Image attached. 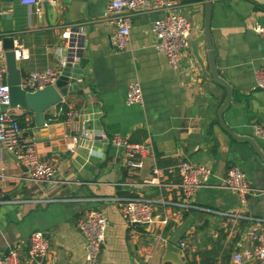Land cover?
I'll return each mask as SVG.
<instances>
[{"label": "crops", "instance_id": "crops-1", "mask_svg": "<svg viewBox=\"0 0 264 264\" xmlns=\"http://www.w3.org/2000/svg\"><path fill=\"white\" fill-rule=\"evenodd\" d=\"M178 12L195 32L202 33L203 3L174 0ZM109 0H55L28 8L20 0H0V39L20 40L27 59H18L24 78L30 73L60 68L81 50L87 60L77 78V89L44 115V126L29 128L25 143L35 145L38 156L55 163L53 186L40 187L26 179L25 169L0 152V201L73 197V203L46 205L0 204V254L14 249L21 264L27 257L28 238L43 232L49 253L41 264H85V243L78 222L89 210H99L107 220L105 243L98 264L163 263L166 246L180 250L183 264H230L240 244H246L247 221L235 222L215 213H238L264 219V162L245 142L232 140L218 125L216 114L225 90L202 72L188 50L180 69L173 70L155 50L153 22L164 13H135L131 17L129 44L113 50L115 28L103 22ZM210 32L216 72L232 90L223 120L237 136L252 138L264 153V141L255 132L264 129V92L255 89V71L263 64L264 45L253 33L264 25V0H213ZM76 31L61 39L67 29ZM60 49V54L56 49ZM199 56L208 72L207 51ZM138 82L141 105L125 104L129 84ZM80 92V94H79ZM77 110L81 117L70 126L60 109ZM21 116L24 111H12ZM34 122L33 114L25 116ZM119 136L131 143L149 141L152 154L142 170L128 176L120 151L109 145ZM73 138H77L76 142ZM72 147V151L69 148ZM188 159L211 171L209 182L198 190L194 205L209 212L183 210L179 177L167 174L154 182L153 168L166 170ZM230 166L244 173L253 193L241 208L238 196L224 186ZM142 197L153 206L154 224L131 227L121 217L114 198ZM215 212V213H212ZM166 222L165 224L163 222Z\"/></svg>", "mask_w": 264, "mask_h": 264}, {"label": "built area", "instance_id": "built-area-1", "mask_svg": "<svg viewBox=\"0 0 264 264\" xmlns=\"http://www.w3.org/2000/svg\"><path fill=\"white\" fill-rule=\"evenodd\" d=\"M21 4L28 8L37 9L42 3L53 4L55 0H20ZM179 5L174 0H109L102 15L103 22L115 28L110 37V43L114 51L123 52L129 44L131 17L135 13L159 11L164 15L153 22L152 31L157 40L155 50L167 60L173 70H179L183 58L187 53V40L192 31V26L186 17L178 12ZM76 30L67 29L61 35V39L68 40ZM253 33L264 45V25L254 26ZM16 59H27V51L20 40L13 42ZM57 54L60 49L57 48ZM65 61H60V68L47 69L42 72L28 74L21 79L20 86L29 93H34L46 87L53 86L61 74ZM5 51L0 39V105H8L9 88L6 84ZM255 89L264 92V56L262 66L255 71ZM143 102L142 91L138 82L128 85L125 95L127 106L141 105ZM64 114L65 124L70 126L81 117V114L73 109H60ZM17 116L12 111L0 113V152L6 151L12 154L25 168L26 179L36 186H53L56 183L57 167L51 160L41 159L33 143H25ZM256 136L264 141V129L258 127ZM77 138H73L76 142ZM109 145L120 151V163L128 176L135 175L142 170L144 160L152 154V145L149 141L144 143H131L125 138L112 136ZM72 151V147L69 148ZM167 174H177L179 177V189L182 202L177 204L183 210H197L206 212L203 208L196 207L193 203L199 189L205 186L210 178L211 171L206 166L196 165L188 159L181 160L177 165L166 170L153 168L156 176L152 182L161 179ZM1 180L3 176L0 175ZM224 186L235 193L241 208L247 204V196L253 193L249 187L244 173L237 166H230L224 178ZM80 201L73 197L49 198L41 196L32 199L2 200L0 204L21 205H46L53 202L73 203ZM118 205L122 219L131 227H144L154 224L153 206L150 200L142 197L122 196L114 198ZM209 212V211H207ZM215 213V212H212ZM223 218L238 221H247L250 227L245 233L246 244H240L230 258V264H264V219L251 218L243 212L215 213ZM166 223L165 221L163 222ZM79 231L85 243V264H97L101 247L105 243L107 220L99 210H89L78 222ZM186 245L180 244V250L184 251ZM179 250V251H180ZM181 252V251H180ZM49 253V242L43 232L35 231L28 238L27 257L30 263L41 264ZM0 264H21L20 256L16 250L10 249L0 254ZM155 264V263H148Z\"/></svg>", "mask_w": 264, "mask_h": 264}, {"label": "water", "instance_id": "water-1", "mask_svg": "<svg viewBox=\"0 0 264 264\" xmlns=\"http://www.w3.org/2000/svg\"><path fill=\"white\" fill-rule=\"evenodd\" d=\"M190 2L203 3V27L202 33L193 38L195 28L188 37V49L191 51L193 58L199 66L202 76L215 81L225 90V96L220 101V108L216 114L219 128L226 133L232 140L247 143L256 154V156L264 162V153L260 150L256 142L250 137L237 136L227 127L223 120V112L229 106L232 100V90L228 82L221 78L216 72L215 54L213 51L212 38L210 32L211 13L213 0H189ZM14 38L6 37L2 40V47L5 51L6 65V84L9 88V103L8 105H0V113L6 111H28L33 114L34 123L38 128L44 126V115L52 107L59 105L69 92L77 89V78L82 74L84 65L87 60L82 57L81 50L76 52L75 56L78 61L73 64V59L69 58L62 67L61 74L53 86L46 87L34 93H29L23 90L20 86L21 72L17 67V59L13 46ZM203 44L207 51L208 57V72L203 66V62L199 56V45ZM10 159L19 168L24 166L10 154ZM25 169V168H24ZM26 171V170H25ZM180 251L172 245L166 246L165 257L163 263L183 264L179 258Z\"/></svg>", "mask_w": 264, "mask_h": 264}, {"label": "trees", "instance_id": "trees-1", "mask_svg": "<svg viewBox=\"0 0 264 264\" xmlns=\"http://www.w3.org/2000/svg\"><path fill=\"white\" fill-rule=\"evenodd\" d=\"M80 94V92H79ZM26 115H32V113L28 112V111H24V114L21 115V116H17V121L20 125V127L25 131V133L28 131L29 128H32L34 127V122H29V121H26L25 119V116Z\"/></svg>", "mask_w": 264, "mask_h": 264}, {"label": "rangeland", "instance_id": "rangeland-1", "mask_svg": "<svg viewBox=\"0 0 264 264\" xmlns=\"http://www.w3.org/2000/svg\"><path fill=\"white\" fill-rule=\"evenodd\" d=\"M97 264H98V260H97Z\"/></svg>", "mask_w": 264, "mask_h": 264}]
</instances>
